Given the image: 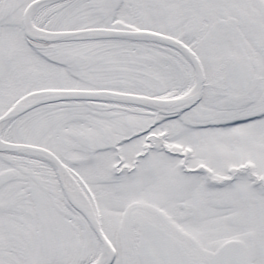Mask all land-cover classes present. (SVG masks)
<instances>
[{"label": "snow or ice", "instance_id": "6c2138e0", "mask_svg": "<svg viewBox=\"0 0 264 264\" xmlns=\"http://www.w3.org/2000/svg\"><path fill=\"white\" fill-rule=\"evenodd\" d=\"M0 264H264V0H0Z\"/></svg>", "mask_w": 264, "mask_h": 264}]
</instances>
